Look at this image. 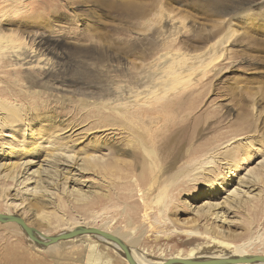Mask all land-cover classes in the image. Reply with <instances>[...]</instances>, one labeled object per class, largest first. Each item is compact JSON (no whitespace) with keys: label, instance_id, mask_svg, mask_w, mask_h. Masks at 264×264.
<instances>
[{"label":"rangeland","instance_id":"1","mask_svg":"<svg viewBox=\"0 0 264 264\" xmlns=\"http://www.w3.org/2000/svg\"><path fill=\"white\" fill-rule=\"evenodd\" d=\"M13 42L47 58L51 76L39 64L28 72L15 65ZM198 52L205 59L180 83L179 104L144 116L121 104L126 95L148 93L149 73L166 55ZM0 97L21 103L24 114L0 132L2 157L10 155L7 140L14 149L34 141L47 151L56 134L77 154L69 168L58 164L74 183L45 152L0 161L31 162L18 175L20 186L15 177L0 184V204L22 201L26 212L17 207L11 214L29 226L42 230L46 219L59 217L106 228L147 259L204 243L227 250L250 239V249L264 250V214L247 226L239 206L264 196L248 171L264 161V0H0ZM83 151L111 162L109 171H85ZM38 167L44 181L34 189ZM5 173L1 166V179ZM34 193L49 205L43 211L26 209ZM82 194L102 200L85 205ZM0 224V264H125L98 240L86 245L71 238L47 248L17 223ZM62 231L50 228L48 235Z\"/></svg>","mask_w":264,"mask_h":264},{"label":"bare ground","instance_id":"2","mask_svg":"<svg viewBox=\"0 0 264 264\" xmlns=\"http://www.w3.org/2000/svg\"><path fill=\"white\" fill-rule=\"evenodd\" d=\"M9 41H11L10 38H9ZM46 43H47L46 45L45 44H43V45H45V48L50 49V44L47 41H46ZM5 45H7V44L5 43ZM8 50H10L9 51L10 52V56H11L12 60L14 61L15 65L23 66L25 71H27L30 68H32L34 65L39 64L40 65V69H43L44 74L51 76V74L53 72L52 66L49 65V62H48L49 60H47V58L42 57L41 54L39 52H37L38 50L36 51V50L28 48V47H26L24 45H19L18 43H14V42L10 46V49H8ZM184 55L185 54H182V53L181 54L180 53H178V54H174L173 53L172 55H166L168 57H165L166 60H164L165 62H164L163 65H156L157 63H155L156 67H158V68L154 67L156 69L152 70L149 73L150 75H149L148 79L150 81V84H152V87L150 86L151 88L147 89V90H149L148 93L143 94V95H141V93L140 94L134 93V94L126 95L124 97V99H123V102H121V104L125 105L126 107H128V109L131 111V114H132V112L133 113L135 112V113L143 114L142 116H144V114L154 115L156 112H158V111L160 112L163 108H169L170 106L172 107L175 104H179L181 102V99H180V96L178 94H179L180 90L183 87L182 85H180V83L183 80H185L186 78H188L190 73H192L194 71V70L192 71V69L195 68L196 66H199L202 63L203 59H205V58H203V59L201 58L202 55L199 52L198 53H193V54H190V55L188 54L189 56H184ZM187 57H189V58H187ZM212 58H214V57H212ZM159 60H161V59H159ZM187 60L188 61L192 60L191 61L192 64H190L191 62L188 64ZM163 66L166 67V68H164ZM196 70H197V68H196ZM202 71H204V69ZM143 79H145V78L143 77ZM146 83L149 85L148 82H146ZM38 86H39V84H38ZM152 93H154V94H152ZM164 94L168 95V96H165ZM157 104H160V105L157 106ZM22 109H23V105L21 103H18L16 100L10 101L8 99H4V98L0 97V132L4 129V127H7V126L10 127V126H12L13 123L18 121V119L20 118V115H24ZM136 115H138V114H136ZM157 115H155V116H157ZM130 116H132V115H130ZM142 116L140 115V117H142ZM22 117H24V116H22ZM138 117H139V115H138ZM24 119H26V117H24ZM144 119H146V118L144 117ZM149 122H153V121H149ZM242 122H243V126H242V128L240 130H244V129L248 130L250 128V119L247 116H244V117H242ZM150 125H152V124H150ZM51 136H50L51 137L50 141L48 139H46V140H48L46 144H51L52 146H47V149L44 146L47 151L43 150L44 148L42 149L43 146L41 148L39 146H35V144L32 143L34 141H31L29 143H25L18 149H14L13 146H10V142L7 140L6 143L9 144V148H8L9 151L7 153L8 154L10 153V155H12L14 157H20L21 155L27 154V155H29V156H31L33 158L34 157L38 158L39 153L45 152V156L48 157V159H49L48 162H50V164H52L54 166L55 171L60 172L59 175H62L63 179L69 180V182L73 181V183H74V180L72 178H69V172L68 171H62L61 169L58 170V168H59L58 166L60 164H64L65 166H68V168H69V166H71V164L73 162H75L77 154L73 150L74 148L71 147L72 145H67L68 144L67 142L64 143V142H59L58 141V139L61 136H57V134L56 135H51ZM237 136H239V135H237ZM67 138H68V136H67ZM69 140H70V138H69ZM233 141L228 140L227 145L233 143ZM70 142H71V140H70ZM166 143L168 144L170 142H166ZM242 145L243 146H247L248 143L245 141L244 143H242ZM96 146L97 145H94V147H93L91 145L90 148L94 150V149H97ZM0 147H3V146L1 145ZM85 152L83 151V153H84V156H83V169L85 171H92V172H96V173H99V174L101 173L100 175L106 173L107 170L109 171L110 165L112 164L110 161L109 162L111 164L110 163H100L99 159L93 160L95 157L92 156V154H89L90 152L89 153H85ZM1 153H4V152L1 151ZM10 155L7 156V154H6V156H3V157H2V155H0V161L4 160V159H8L9 160L10 157H11ZM263 162L262 163L260 162L261 166H258L255 169V171L248 170L249 173H252L253 176H254L253 179H254L255 185L261 186L260 187L261 189H262V187L264 188V163ZM23 164H24V161L20 162V163L17 162V161H14V162L8 163L7 165L5 163H1L0 162V167L3 166L4 169H5V172H6L4 174V176L2 175L4 178H2V179L0 178V184H4V185L8 184V181H9L8 179H10V177L12 179L15 177L17 184L18 183H21V184L24 183L22 178H21L22 180L18 182V180L20 178L18 175L21 174V176H22L24 173H26V171H27L26 168H28V166L31 165V162H29V160H26L25 164L24 165ZM43 173H45V172L40 167L36 168L33 171L34 175L31 176V177L32 178L34 177V181H33V183H35V185L33 186L34 189H37L38 187H40L39 185L43 183V181H44L43 180V177H44ZM30 174H32V173H30ZM0 176H1V174H0ZM24 177H25L24 179H27L26 176H24ZM29 179L30 178H28V180ZM47 182L49 183V181H47ZM42 187L44 188V186H42ZM4 189H6V188H4ZM4 189H3V194L5 192ZM19 189L20 188H18V190ZM32 189H30V191H33ZM39 190H41V189L39 188ZM20 191H22V190H19V192ZM36 192H38V190ZM114 193L117 195L116 192H114ZM262 194H264V190H263ZM84 195L85 194H82V196L80 195L81 197L79 196L80 198H78V200L82 201L83 204H85V205H87L89 203H92L95 199H97V200L101 199L102 200V197H96L95 196V197H93L95 199L89 201L87 196H84ZM42 196H43V194H41V193H39V194L34 193L33 201L29 202V203L26 202V203H28V206H26V209H29V210L32 209V211L40 212V211H43L46 207H48L49 205L47 203H44L43 201H41L40 198ZM125 196L128 197L129 193H128V195H125ZM119 197L120 196L118 195L116 198H118V200H120L121 198H119ZM257 197H258V195H257ZM64 198H66V197H64ZM21 199H23V198H21ZM25 199L26 198L24 197V200ZM124 199H125V197H124ZM11 200H12L11 203L13 205H11V203H7V202H5L4 204H0V208L3 209V211L5 212L6 215H10L11 214V209H15V208L17 209V207L20 208V209L22 208L25 211V207L22 205V203H23L22 201L20 203L19 202L16 203L15 202L16 200H13V199H11ZM253 200H255V201H253L247 207L244 204H242V203L239 204L240 208L246 210L247 214L245 213L246 214L245 215L246 216L245 217V224L247 226L248 225L252 226L251 224H253V222H254V220L252 222V219L254 217H258L257 219H258V221H260L262 219L263 214H264V196L263 195H259L258 198L253 199ZM63 202H65V199H64ZM63 202L61 201V203H63ZM54 206H56V205H54ZM59 206H61V205H59ZM77 206H78V204H77ZM57 208H58V204H57ZM57 208L55 207V211L58 210ZM23 210H22V212H24ZM205 213H204V216H206ZM248 214H249V216H248ZM46 220L47 221L44 220L45 221V223H44L45 224L44 225L45 229H42V230H37L36 229L39 233H41L43 235V237L50 236V235H48V232H49L50 228L59 227V228L64 230L62 232H67V231H70V230H72V229H74L75 227H78V226H84V227L86 226L84 223H76V222L68 223V221L62 220V218L60 219L59 217L58 218L54 217L51 220H50V218H48ZM8 222H11V221H8ZM54 222H56V223H54ZM0 223H5V222H0ZM14 223H16V222H14ZM98 229H101V230L106 231V232H108V233H110L112 235H115L122 242H124L128 246V249H129L132 257L134 258V260L136 261L137 264H162L165 260H167L169 258L201 259V260H204V259L226 258V257H235V256H249V255H261V256H264V250L263 249L258 250L256 248L255 249H250L249 248L251 245L255 244L254 241H252L250 239V241H243L241 243H231V249H227V250L225 248L218 249L219 247H217V249H216L214 247L208 246V243L207 244L204 243V245H199V246H196V247H190V249L189 250L187 249L188 251H186V252L177 251L176 253H174L172 255L159 254V256L154 255L153 256L154 259H147L146 255H148V253H146L145 251H141V254H134V251H133L131 245L127 244V242L125 240V237L122 234H118V233L109 231L106 228H102V227L101 228L99 227ZM188 231H190V230H188ZM62 232H60V233H62ZM191 233H196L197 234V232H191V231L188 232V234H191ZM74 237H72V239L71 238H69V239H71L73 241L82 240L81 243H84L86 245L87 244H92V243H97L98 241L104 242V243L110 245L113 249L119 251L121 260L125 264H129L127 259L124 256L123 250L120 248V246L117 243H115L113 241L107 240V239L103 238L102 236H99L97 234H92V233H82V234H78V235H76ZM65 240H67V239H65ZM30 241H32V240L30 239ZM60 241H63V240H60ZM60 241L54 242V243L49 244L48 246H45V247H47V248L55 247L56 245L60 244ZM132 243H134V242H132ZM220 244L222 246L226 247L225 244H228V243H225L222 240L220 242ZM261 248H262V246H261ZM236 264H248V263H236ZM254 264H264V262L263 261H258V262H255Z\"/></svg>","mask_w":264,"mask_h":264},{"label":"water","instance_id":"3","mask_svg":"<svg viewBox=\"0 0 264 264\" xmlns=\"http://www.w3.org/2000/svg\"><path fill=\"white\" fill-rule=\"evenodd\" d=\"M16 222L20 228L24 231V233L30 238L34 243L41 247L48 246L54 242H58L60 240H65L72 238L78 234L82 233H92L102 236L103 238L113 241L117 243L120 248L124 252V256L127 259L129 264H137L134 258L132 257L128 246L122 242L117 236L112 235L106 231L95 227H84L78 226L74 229L62 232L57 235H50L43 237L41 233H39L34 227L27 225L24 220L15 214L6 215L0 213V222ZM42 237V238H41ZM264 262V256L261 255H249V256H235V257H226V258H213V259H179V258H169L165 260L162 264H236V263H245V262Z\"/></svg>","mask_w":264,"mask_h":264}]
</instances>
